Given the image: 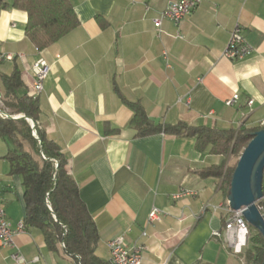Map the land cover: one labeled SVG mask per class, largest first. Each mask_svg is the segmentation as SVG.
I'll list each match as a JSON object with an SVG mask.
<instances>
[{"label": "crops", "instance_id": "1", "mask_svg": "<svg viewBox=\"0 0 264 264\" xmlns=\"http://www.w3.org/2000/svg\"><path fill=\"white\" fill-rule=\"evenodd\" d=\"M170 1L183 0H70L79 26L40 52L24 35L26 14L4 10L0 54L23 58L0 62V73L9 74L16 64L30 90L32 64L42 58L49 66L37 96L39 124L67 159L99 235V259L108 262L107 242L122 237L144 246L142 264H243L239 255L250 246L249 231L239 247H231L223 211L204 208L227 200L218 190L219 179L198 174L222 158L197 152L189 138L136 137L126 103H139L160 126L260 128L264 0H201L178 27L162 20L158 37L152 20ZM237 24L253 52L229 61L222 53ZM234 94L237 102L226 106ZM114 129L117 133L110 132ZM6 152L0 138L1 204L15 227L24 218L25 204L21 178L8 173ZM180 189L195 196L172 201ZM153 207L165 214L148 225ZM15 244L24 263L13 261L15 250L6 248L0 250V264H74L62 251H48L37 229H25Z\"/></svg>", "mask_w": 264, "mask_h": 264}, {"label": "trees", "instance_id": "2", "mask_svg": "<svg viewBox=\"0 0 264 264\" xmlns=\"http://www.w3.org/2000/svg\"><path fill=\"white\" fill-rule=\"evenodd\" d=\"M7 9L26 14L24 35L37 52L46 50L79 26L70 0H0V13ZM28 91L16 64L9 74L0 73V138L7 145L4 159L9 175L21 178L25 204L23 226L37 229L48 251H62L74 264H109L95 254L99 242L95 223L78 196L66 157L40 127L38 99ZM126 104L133 112L131 124L136 137L163 133L174 138H189L194 140L197 152L221 157L219 165L204 168L198 174L201 178L219 179L218 190L226 197L235 167V164L227 167V157L238 158L250 141L251 133L264 129V126L250 130L218 129L182 122L160 126L144 114L139 103ZM13 116L22 118L12 119ZM110 132L117 133V130ZM25 143L32 152L25 149ZM258 207L264 218V201H260ZM247 229L250 246L239 256L243 264H261L262 237L254 229Z\"/></svg>", "mask_w": 264, "mask_h": 264}, {"label": "built area", "instance_id": "3", "mask_svg": "<svg viewBox=\"0 0 264 264\" xmlns=\"http://www.w3.org/2000/svg\"><path fill=\"white\" fill-rule=\"evenodd\" d=\"M201 0H183L180 2H168L165 9L160 11L152 21L153 26L156 29L157 36L162 35L161 30L162 20H171L174 26L178 27L182 19L188 17L199 5ZM241 28L237 24L232 30H230L229 40L226 43V48L222 53V58L229 61H240L245 59L247 56H251L253 49L247 44L241 34ZM175 38L181 39L180 33L176 32ZM37 52V50L35 49ZM22 54H0V62L2 61H15L16 59H22ZM33 83L28 91L31 96L37 97L43 90V83L48 76L49 66L46 61L42 58L38 59L32 64ZM1 97V95H0ZM238 100V95L234 94L231 98L225 101V105L230 107L234 105ZM248 106L252 105V101H248ZM4 117H8L6 114H2ZM16 117V116H13ZM260 126H264V121L260 122ZM34 125L31 124L32 134L35 136L33 129ZM263 182H262V199L264 201V171H263ZM221 182V181H220ZM1 185H0V250L2 249H14L15 252L11 254V259L16 263H24V259L17 253V246L15 244V238L24 232L25 228L22 222L17 223L15 227H12L6 219V214L3 205L1 204ZM195 192L187 189H180L176 193L170 196L172 201H177L184 197H194ZM260 202V201H259ZM213 211H223L225 214L224 221V235H227L228 243L231 247L237 248L240 245V239L245 238L248 235V224L245 222L242 212H233L226 200L224 203L218 206H206ZM165 213L160 209L153 207L147 216V224L151 225L154 222H159L162 215ZM213 236L220 237V232H213ZM146 233L142 232V237H145ZM106 248L108 249V262L109 264H142L141 258H143L144 246L139 243L127 244L122 237L114 238L107 242ZM37 260V259H35ZM164 264V263H163Z\"/></svg>", "mask_w": 264, "mask_h": 264}, {"label": "water", "instance_id": "4", "mask_svg": "<svg viewBox=\"0 0 264 264\" xmlns=\"http://www.w3.org/2000/svg\"><path fill=\"white\" fill-rule=\"evenodd\" d=\"M263 171L264 129H260L251 133L250 141L235 162L226 198L230 209L242 212L245 222L261 235L264 244V218L258 207L262 199ZM261 264H264V257Z\"/></svg>", "mask_w": 264, "mask_h": 264}, {"label": "rangeland", "instance_id": "5", "mask_svg": "<svg viewBox=\"0 0 264 264\" xmlns=\"http://www.w3.org/2000/svg\"><path fill=\"white\" fill-rule=\"evenodd\" d=\"M24 145H25V149H26L27 151H29V153L32 152L31 149H30V146L26 145V143H25ZM236 160H237V158H235V157H231V156H228V157H227V163H226V164H227V167H229V166L235 164Z\"/></svg>", "mask_w": 264, "mask_h": 264}]
</instances>
